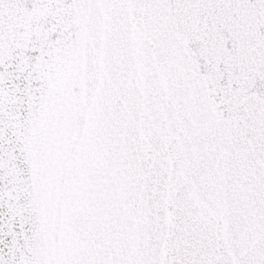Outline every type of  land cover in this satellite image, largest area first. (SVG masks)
<instances>
[{
  "label": "snow or ice",
  "instance_id": "6c2138e0",
  "mask_svg": "<svg viewBox=\"0 0 264 264\" xmlns=\"http://www.w3.org/2000/svg\"><path fill=\"white\" fill-rule=\"evenodd\" d=\"M0 264H264V0H0Z\"/></svg>",
  "mask_w": 264,
  "mask_h": 264
}]
</instances>
